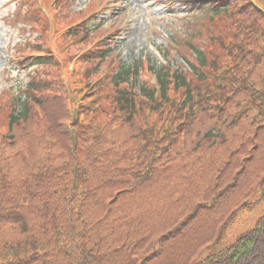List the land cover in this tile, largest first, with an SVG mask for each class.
Returning a JSON list of instances; mask_svg holds the SVG:
<instances>
[{"label": "trees", "instance_id": "16d2710c", "mask_svg": "<svg viewBox=\"0 0 264 264\" xmlns=\"http://www.w3.org/2000/svg\"><path fill=\"white\" fill-rule=\"evenodd\" d=\"M257 19L243 63L223 86L231 96L213 99L189 130L144 118L81 133L76 126L71 135L59 124L34 138V153L0 137V264H264V211L253 229L201 258L237 215L264 206V17ZM138 68L123 66L117 79ZM215 120V130L187 143ZM143 121L150 131L133 128Z\"/></svg>", "mask_w": 264, "mask_h": 264}, {"label": "rangeland", "instance_id": "374dc122", "mask_svg": "<svg viewBox=\"0 0 264 264\" xmlns=\"http://www.w3.org/2000/svg\"><path fill=\"white\" fill-rule=\"evenodd\" d=\"M167 0H145L142 1V4H130V7L133 9V12L129 11L126 13L115 14L117 12H114V14L107 15L105 17L106 21V28L105 31H110L111 27H119L120 28V35L118 37H115V39L111 42L113 47L115 48L113 52H110V55L106 59L105 65L102 66L99 70H95L92 72V76L90 79L86 80H93L96 78H99L101 73L109 67H114L113 70L116 69L115 62L117 61H123L124 63H127L128 65L132 62H136L137 59L143 58L144 59V67L142 66V71H145L146 67L152 64H157L158 66H167L169 62L171 63V60L168 61V58L166 60L163 57V52L165 50V46L168 43V40L173 36L174 33V27L180 26L184 30H186L185 25L189 24L190 22L188 20H183L185 17L183 14L185 13V8L180 7L177 12H170L169 7H165V2ZM89 0H78L75 3L74 9L77 8L79 10L80 8H83L85 5H87ZM157 2V4H154ZM78 4V5H76ZM14 11L13 7H9L6 9H3L0 13V18L3 16L2 14L12 13ZM145 12V13H144ZM143 13L146 14L149 18H152V20L155 23L154 28H148V26H144L142 23L139 25V22H142L143 20ZM134 14V15H133ZM135 16V17H134ZM78 15H72L68 19V24L71 23L72 19H78ZM135 18V19H134ZM197 21H194L193 26H196ZM112 25V26H111ZM201 35H198L194 41H197V39H207V34L204 30L201 31ZM19 38V34L16 30L12 29L10 25H8L6 22H2L0 20V93L1 92H9L10 94L12 92H15V89L13 88L14 84L20 85L22 83L23 87H27L29 82L32 79H37L39 82V87L41 89H45L47 85L45 84V78L48 74V77L50 80L54 81L53 78H56V74H53L49 72V70H54L49 67H43V68H37L31 72H25L23 73L18 79L12 80L10 75L4 74V69L6 68L8 64V57L9 55L13 54L14 48L12 44H14V41H17ZM96 38V37H95ZM94 38H91V41H93ZM90 41V42H91ZM90 42L86 44H78V47H75L74 51L78 52L79 50L88 49L91 47ZM176 52L173 51L171 53L170 58H173L175 62H181V59L175 57ZM147 64H146V63ZM96 64L95 61H89L88 64L86 63H80V67L78 68L76 75H74L73 80L77 82L78 87L82 88L84 81L82 76V71H84L86 68H93ZM148 71V70H147ZM3 72V74H2ZM14 74H17V71H15ZM57 80V79H56ZM37 87H34L33 85L29 89V94H34ZM21 93V92H20ZM23 93V92H22ZM43 91H41L40 95H43ZM45 94L50 95V98L48 103L45 105L43 104L45 110L48 112L49 119L52 120L55 123V120L51 117V114L54 112V115L57 119V124H62L66 126L67 120L69 118L68 111L65 112L64 117L61 118L60 114L62 111L67 110V107H65L64 103V95L63 93L57 94L55 91L50 90L46 91ZM26 95V94H25ZM14 96H17V93H14ZM36 96V95H35ZM83 104L88 105L90 101L85 97L83 99ZM1 104V103H0ZM107 121L106 118L100 117L97 115H91L89 114L88 117L84 118V123H91L92 125L89 127V129L95 127H99V125H102V123ZM94 121V122H93ZM157 121V120H156ZM216 121H214L213 127L208 128V126H203L200 128V130H193L192 136L187 137V143L192 146L193 143L197 141V136L200 134L201 136L206 135L211 130H215L216 128ZM158 122V121H157ZM163 125H165L163 122H160ZM115 127H121L122 125L115 124ZM144 126H147L150 131V125L146 122H141L137 124L135 127H133L135 130L142 129ZM8 128V126H6ZM7 128L0 129V137H9L10 135H13L14 132L11 130L10 135L7 132ZM84 130H77V132L81 133ZM120 132L123 135H128L131 133L129 130V127L120 130ZM16 139L21 140L26 144V149L23 150L29 153L37 152L38 146L37 142L39 141L40 137L36 133H25L22 131H18L15 133ZM43 134V133H41ZM38 136V141L34 143V138ZM58 135L53 134L49 136H43L48 139V141H54V138H56ZM37 148H36V146ZM17 166V165H16ZM235 195H240L239 193ZM264 211V206L260 205L256 209L254 208L252 211H249L247 213H241L236 216L237 219H235L230 226H228L227 229L224 230L223 237L219 244H217L215 247H211L209 251L205 252L201 258L206 257L210 253L213 252V248H216L217 250H221L224 247L232 244L237 240L239 236L247 232L248 230H251L255 227L257 220L260 218ZM168 213L170 214L171 211L169 210Z\"/></svg>", "mask_w": 264, "mask_h": 264}]
</instances>
